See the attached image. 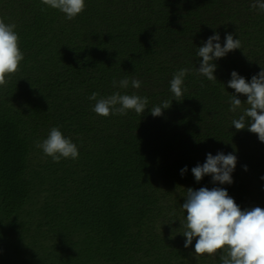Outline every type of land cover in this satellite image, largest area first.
I'll return each mask as SVG.
<instances>
[{
	"label": "trees",
	"instance_id": "16d2710c",
	"mask_svg": "<svg viewBox=\"0 0 264 264\" xmlns=\"http://www.w3.org/2000/svg\"><path fill=\"white\" fill-rule=\"evenodd\" d=\"M254 2L86 0L69 21L41 0H0L25 55L0 89V264H220L219 253L197 262L195 240L184 247L181 205L187 188L219 186L242 210L264 208V142L232 125L249 105L232 112L228 87L233 70L250 82L264 66V13ZM217 32L221 45L232 33L242 48L214 61L213 82L196 72V53ZM181 68L190 71L177 101L170 81ZM123 78L141 87L112 86ZM93 92L149 105L142 116L102 117ZM164 100L171 106L154 117ZM53 127L79 159L56 163L35 146ZM220 151L238 157L234 182H197L191 169Z\"/></svg>",
	"mask_w": 264,
	"mask_h": 264
},
{
	"label": "clouds",
	"instance_id": "9594fccd",
	"mask_svg": "<svg viewBox=\"0 0 264 264\" xmlns=\"http://www.w3.org/2000/svg\"><path fill=\"white\" fill-rule=\"evenodd\" d=\"M43 5L57 9L65 14L69 21L74 20L86 9V0H41ZM264 13V0H255L251 5ZM45 9L42 8L41 11ZM15 23H6L0 17V89H6L11 77L21 70V63L25 59L20 47V37L16 31ZM220 34L209 36L197 51V56L202 57L196 72L206 77L209 81H216L215 60L225 57L230 51L242 48L241 41L234 38L232 33L226 35L221 45ZM189 69L181 68L173 74L170 81V91L174 99L182 101L187 91L185 77ZM139 89L142 81L138 79L123 78L113 80L112 86ZM228 87L235 90L236 94L247 97L242 101L236 94L230 97L231 111L236 112L242 107V102L249 105L244 108L238 119L232 120L236 130L247 128L258 135L264 142V66L252 76L249 82L237 71L233 70ZM93 92L88 99L95 101L93 111L102 117L114 115L124 116L131 110L138 115H143L149 105L148 97L139 95L121 94L115 92L106 97H99ZM172 101L164 100L161 105L150 108L154 117L161 116L163 110L171 106ZM250 121V122H249ZM35 146L42 149L53 162L59 163L62 159H79L78 146L70 137H66L59 127L51 128L47 138L37 141ZM238 157L234 153L225 154L223 151L213 155L207 153L206 162L197 164L191 169L195 180L201 181L205 175L212 177L213 184H232V173L237 166ZM247 170V165L244 166ZM187 166L182 168L181 175L187 172ZM185 202L181 205L186 212V217L180 220L181 232L185 237L184 247L188 248L195 240V259L208 255L215 257L218 253L220 264H264V208L259 206L243 209L223 187H201L199 189L187 188ZM177 233L172 232L175 237Z\"/></svg>",
	"mask_w": 264,
	"mask_h": 264
}]
</instances>
